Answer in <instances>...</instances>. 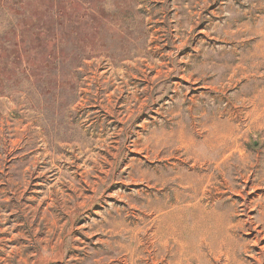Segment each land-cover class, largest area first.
<instances>
[{"label": "rangeland", "instance_id": "374dc122", "mask_svg": "<svg viewBox=\"0 0 264 264\" xmlns=\"http://www.w3.org/2000/svg\"><path fill=\"white\" fill-rule=\"evenodd\" d=\"M0 264H264V0H0Z\"/></svg>", "mask_w": 264, "mask_h": 264}]
</instances>
